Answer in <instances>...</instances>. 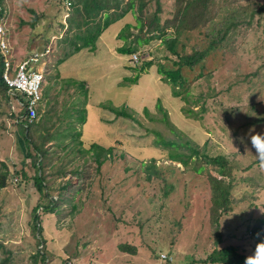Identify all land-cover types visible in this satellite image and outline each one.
I'll list each match as a JSON object with an SVG mask.
<instances>
[{"label":"rangeland","instance_id":"rangeland-1","mask_svg":"<svg viewBox=\"0 0 264 264\" xmlns=\"http://www.w3.org/2000/svg\"><path fill=\"white\" fill-rule=\"evenodd\" d=\"M160 2L162 15H168L171 0ZM1 3L18 60L51 45L39 117L47 114V128L54 122L58 138L45 144L40 167L52 198L48 199L55 206L34 211L41 227L37 234L33 208L41 196L32 176L39 169L26 156L22 136L9 116L10 103L18 109L16 99L10 97L9 103L0 94V173L8 172L6 186L0 188V260L5 258V264H219L209 255L227 245L238 254H250L255 226L264 231V167H241L252 165L257 156L245 133L264 130V9L252 30L231 39V53L209 56L203 71L187 70L191 80L185 102L171 94L170 84L157 72V63L166 61L167 55L159 40L142 42L131 55L117 51L136 32L125 29V40L117 35L126 23L135 22L132 12L109 24L94 50L81 48L58 60L64 52L59 40L66 28L65 0ZM139 52L153 62L140 72ZM200 72L201 77L196 75ZM135 74L136 82L123 81ZM80 82L84 84L79 86ZM205 91L210 96L204 110L195 98ZM158 101L172 129L163 121ZM102 102L125 107L136 120L116 116L99 106ZM34 128V135L46 131L41 125ZM152 130L175 142L176 148L157 144ZM241 136L244 142L238 139ZM183 141L207 156L222 154L238 167L233 171L228 210L215 219L207 174L218 175L203 158L185 157L190 151L179 146ZM93 142L111 148L100 156V166L93 151H79ZM176 153L186 164L169 159ZM124 242L134 245L135 252L121 251L118 245ZM39 251L46 257L44 262Z\"/></svg>","mask_w":264,"mask_h":264},{"label":"trees","instance_id":"trees-1","mask_svg":"<svg viewBox=\"0 0 264 264\" xmlns=\"http://www.w3.org/2000/svg\"><path fill=\"white\" fill-rule=\"evenodd\" d=\"M65 2L68 9L65 16L66 28L64 29L65 31L63 30L64 34L60 36L59 40V47L64 52L63 56L58 60L79 51L81 48H86L90 51L94 50L97 38L108 25L122 18L126 13L132 12L135 22L133 24L126 23L117 35L125 40L127 38V35L123 33L125 29L132 27L136 29V32L133 34L131 42L119 46L117 51L131 55L139 51L138 49L142 42L147 43L149 40H159L163 44L167 55H165L166 61L157 63V72L161 75L163 81L170 84L171 94L180 97L185 102H188L189 91L187 85L191 80L187 75V70L198 67L199 70L203 71L205 68L204 63L209 56H213L214 54L221 55L225 52L231 53L234 48L232 42L234 36L241 33L244 34L247 30H252L253 21H259L258 17L263 13L264 9V3H257L256 0H171L170 7L167 10L168 15L163 16L160 0H65ZM31 24L33 25L34 21ZM69 32L70 34H68ZM65 44H67L68 48ZM139 53V57L143 58L139 66L140 72L153 62L150 59H146L143 52ZM262 64L264 65V61ZM1 67L0 59V94L8 98L9 102L10 97L13 98L14 95L10 93L7 84L2 79ZM196 75L201 77L204 73L200 72V74L197 73ZM210 75L211 73L206 74L205 80ZM136 80L137 74L132 78H123V81L130 83L136 82ZM83 84V82H80L79 86ZM206 93L207 91L201 92L195 98V103L200 104L201 102L200 106L204 110L206 108V98L210 96L209 93ZM99 106L108 109L116 116L136 120L133 112L123 106L117 107L111 103L103 102L99 103ZM16 107L18 109L13 110L10 103L9 116L14 118V122L22 136L26 156L31 160L33 168L35 170L36 168L39 169L38 174L35 171L32 176L35 189L41 196L39 202L33 208V228L39 234L41 231V227L39 228V215L35 214L34 211L38 208H41L43 211H49L55 206L53 200H51L52 198L49 196L46 181L41 174L40 167L42 159L47 153L45 144L53 139H57L58 135L53 130L54 122L47 128V114L41 118L39 117L40 120L38 118L36 121L27 123L22 118L23 109L17 105ZM156 107L162 112L163 121L172 129L167 120V113L159 101L156 103ZM190 111L188 109L186 113ZM143 112L145 115H149L146 107L143 108ZM83 115V112H81L80 118H83ZM38 125H41V128L46 130L45 133L39 136L37 134L34 135L36 132L34 126ZM152 133L156 137L155 142L157 144L167 148H176L175 142L164 140L158 131L152 130ZM63 135H61L62 138ZM78 143L81 144V141H78ZM186 143V141L179 143L181 147L186 145L190 151L185 157L195 156L197 159L203 158L204 163L212 166L218 175L207 174L211 192V210L213 219H215L217 213L221 214L228 210L232 189L231 181L232 179L234 180L233 171L238 167L235 163H229L226 156L222 154L207 156L201 153L198 146H191ZM62 146L66 147L64 143ZM110 150L111 148H104L95 142L90 143L88 148L79 149L82 152L93 151L92 158L97 166L103 163V159L100 156L103 153H109ZM169 159L186 164V159L179 153L170 154ZM260 164L257 156H254V163L242 166L241 169L258 168ZM147 167L149 171H152V166L148 165ZM7 173V170L0 173V188L6 186ZM22 175H24V172H22ZM256 185L258 186L259 184L256 183ZM48 197L51 199H48ZM261 224H264V216L261 218ZM253 232L256 236V241L259 240V235H262V237L264 235V231L259 226H255ZM118 248L121 251L131 253L135 252L136 249L134 245L125 242L119 244ZM39 253L42 262H44L46 259L45 255L42 251H39ZM244 257L245 255L237 253L234 246L227 245L214 249L209 255V260L219 264H243ZM5 263V258L4 260H0V264Z\"/></svg>","mask_w":264,"mask_h":264},{"label":"built area","instance_id":"built-area-1","mask_svg":"<svg viewBox=\"0 0 264 264\" xmlns=\"http://www.w3.org/2000/svg\"><path fill=\"white\" fill-rule=\"evenodd\" d=\"M51 51L46 47L41 52H33L28 57L13 62L11 50L6 38V13L0 5V56L2 58V78L8 85L10 93L16 96L17 103L24 108L23 118L32 122L37 118V108L41 104L42 86L45 81V59Z\"/></svg>","mask_w":264,"mask_h":264},{"label":"clouds","instance_id":"clouds-1","mask_svg":"<svg viewBox=\"0 0 264 264\" xmlns=\"http://www.w3.org/2000/svg\"><path fill=\"white\" fill-rule=\"evenodd\" d=\"M1 2H2V0L0 1V5H2ZM6 38L8 40V44H9V47L11 50V54H12L11 58H12L13 62L14 61L19 62L20 60L17 59L16 54L14 53L13 48L11 47V42L9 39V33H8V28H7V20H6ZM49 46L51 47V45H49ZM36 51H38V50H36ZM33 52H35V50L31 51L28 55L24 56V58L28 57ZM50 53H51V51H50ZM133 56L135 57L134 54H133ZM0 59H1V66H2L1 56H0ZM45 67H46V65H45ZM1 76H2V67H1ZM44 83H45V81H44ZM8 90L10 91L9 87H8ZM16 96L23 99V97H21V94L18 92H16L13 99L14 98L16 99ZM16 105L19 106L20 108H22L24 111V108L17 103V99H16ZM40 108H41V104L37 108V118L33 121H36L39 118V111H41ZM23 114H24V112H23ZM22 118H23V115H22ZM27 123H31V122H27ZM248 132H250L251 134L249 135ZM248 132L245 133V136L247 137V140L251 144L252 148L254 149V152L256 153L257 159L260 161L261 166L264 167V130L251 131V129H249ZM238 139H240L241 142H244L245 137L241 136V137H238ZM165 257H167V256L165 255L164 258ZM243 264H264V237L260 238L259 240H257L255 242L253 248L251 249L250 254H248L244 257Z\"/></svg>","mask_w":264,"mask_h":264}]
</instances>
